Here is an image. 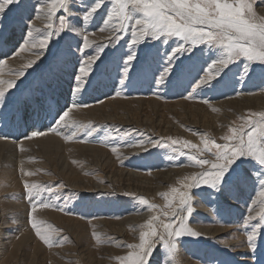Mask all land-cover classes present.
I'll return each mask as SVG.
<instances>
[{
  "label": "rangeland",
  "instance_id": "rangeland-1",
  "mask_svg": "<svg viewBox=\"0 0 264 264\" xmlns=\"http://www.w3.org/2000/svg\"><path fill=\"white\" fill-rule=\"evenodd\" d=\"M255 10L260 16H264V3H257ZM100 16H104V13L101 12ZM38 20L44 22L38 29L40 32L33 28V38L44 34L46 21L34 16L30 22L25 20L21 23L15 5L6 9L3 30L0 32V59L4 60L0 66V80L5 82V88L8 87L7 81L17 80L19 90H9L15 93V96L9 99L17 104L29 101L30 96L39 98L43 95L54 105L58 99L56 95L66 93L67 100L61 107L66 104L71 107L73 103L80 102L81 97H72L73 68L70 54H66L64 63L50 65L49 57L38 67L26 70L19 66L15 68V61L24 56L23 50L20 49H27L26 41L31 38L25 25H34ZM56 24L59 26L58 21ZM99 24H102V20L97 17L96 25L90 27L85 23L75 33L81 47L83 37H88L91 47L84 50L85 58L95 54V45L106 44L113 37L110 26L100 31ZM121 36V46L106 48L104 63L100 64V68L104 70L101 78L107 86H101L97 90H100V94L94 91L96 97L89 98L93 93L90 92L87 98L83 99L87 106L72 107L81 111L80 116H68L69 124L76 121L82 127L95 125L97 132L93 137L69 140L61 137L65 144L72 146L71 150L57 145H54V150L41 149L35 145L25 146V151L21 152L20 147L16 145L27 140L21 135L25 129L11 124L0 125V132L10 137L6 140L0 139L9 142L0 151V264H120L117 258L126 255L129 249L119 245L138 243L140 231L146 230L143 226L153 215L160 217L156 225L158 231H162V223L165 220L162 213L169 210L166 205L172 200V188L180 189L182 184L187 182L186 177L201 171L187 156H179L178 152L175 159H167L172 155L171 148L144 145L152 152V155H148L139 144L128 146V140L139 141L151 137L164 139L169 144L171 140H176L178 143L175 147L182 148L186 153L196 154V149H190L183 142L188 141L203 147L202 139L212 137L216 142L223 143L220 138L227 133L228 128L239 127L243 123L239 117L264 112V75H261L259 68L250 77H246L243 65H232L225 70L226 85L221 84L211 92L202 93L197 90L194 98L187 99L184 97L188 93L182 86L175 83L161 86L150 83L153 80L152 72L159 74L163 64H153L149 69L140 58L135 62L131 78L126 80V84H119V70L113 61L119 56L122 62L123 57L129 54L126 41L130 39L127 33H122ZM52 40L54 42L56 37ZM60 43L65 53L71 44L72 52L81 56V53L76 51L75 41L65 38ZM136 51L137 49L133 48V52ZM164 51V46H161L162 57ZM25 59L28 62L25 61L24 64L31 61L29 58ZM179 59L181 57H177V60ZM207 67L205 65L201 68L197 65L195 69H191L192 75H197V72L199 75L189 91L207 74L214 78L215 68L209 72ZM189 68L190 66L186 65L185 71ZM19 70H24L26 75V78H20L23 79L22 84L14 74ZM113 84L116 86L113 87ZM69 101H72L71 105ZM38 127L40 131H47V120L43 126ZM32 130L34 129H28L29 132ZM119 130L131 133L130 138H126L124 131ZM81 134L82 129L78 132V135ZM109 134L110 139L105 143L104 137ZM47 135L55 134L49 132ZM111 137L120 139L113 140ZM13 144H16L15 149ZM112 146L117 148L115 153ZM201 158L212 159L207 153ZM21 169L34 174L24 176ZM25 180L64 185L63 189L58 190L71 197L67 201V211L38 207L32 213V219L42 227H47L54 240L66 238L62 243L49 247L35 235V230L29 223L30 205L24 197ZM98 184L105 190L89 188L100 187ZM112 192L116 193L115 197L96 195ZM73 193L82 195L85 199L78 200ZM124 193L129 195L124 196ZM161 194H167V198ZM134 197H144L149 204L157 207L149 209L139 206ZM252 199H255L256 203L251 214L257 217L252 223L260 222L264 225V221H259V214L264 212V204L260 201L264 197L259 195L257 188L246 194L248 203H251ZM55 202L60 204L61 208L65 206L62 200ZM233 205L227 211L217 214L215 204L197 201L194 205L196 214L189 226L200 233V236L198 239L182 238L183 243L178 247L174 264H264V237H257L259 247L255 257L247 245V231H251V228L245 230L242 226V218L249 214L245 200L234 201ZM138 208L141 210L137 211ZM99 216L106 218L105 223L95 222V218ZM119 228L123 230L122 234L118 233ZM93 232L100 235V243L93 239ZM160 261L161 257L156 256L153 264Z\"/></svg>",
  "mask_w": 264,
  "mask_h": 264
},
{
  "label": "snow or ice",
  "instance_id": "snow-or-ice-1",
  "mask_svg": "<svg viewBox=\"0 0 264 264\" xmlns=\"http://www.w3.org/2000/svg\"><path fill=\"white\" fill-rule=\"evenodd\" d=\"M257 3H264V0H34V2L2 0L0 32L3 30L5 11L12 5L16 6L21 23L25 20L30 22L34 16L46 21L44 34L26 41L25 46L38 51L33 53L36 60L23 65V69L38 67L49 57L50 65L64 63L66 54H70L73 68L71 92L72 95L81 97L80 102L74 103L71 107L87 106L83 98L101 86H107L101 78L104 70L100 68V64L104 63L106 48L121 46L122 33L130 35V39L126 41L129 54L123 57L122 62L119 56L113 61L119 70V84H126V80L131 78L135 62L142 58L149 69L153 64L157 66L163 64L159 74L152 72L153 80L150 83L154 82L157 86L175 83L188 93L184 98L192 99L197 90L202 93L211 92L221 84L226 85L225 70L232 65H243L246 77L255 73L257 68L261 75H264V16L256 12ZM101 12L104 13L102 17ZM97 17L102 20L98 29L104 31L106 26H110L113 37L106 44L95 45V54L85 58L84 50L91 47L88 37L87 35L83 37L81 47L75 33L85 23L90 27L96 25ZM25 27L28 36L32 37V25L29 23ZM53 37H56L54 42ZM65 38L75 41L76 51L80 52L81 56L72 52L71 44L67 53L62 50L60 42ZM161 46L165 48L163 57L160 55ZM133 48L137 51L133 52ZM20 50L22 51L23 47ZM177 57L181 59L177 60ZM3 63L4 60L0 59V66ZM186 65L190 66L187 71ZM197 65L201 68L207 65L209 72L214 67L215 78L206 75L189 91L199 75V72L195 76L191 72ZM24 70L14 73L20 84L23 83V79L20 78H26ZM4 83L0 80V125L23 127L25 130L21 135L24 139L31 140L45 136L49 132L62 136L65 140L83 139L91 138L97 132V127L93 124L83 127L76 121L69 124L67 118L71 107L67 104L63 107L57 104L54 107L43 95L39 98L30 96L31 102L15 103L9 99L14 97L15 93L9 90L12 88L19 90L17 80L7 81V88L3 87ZM64 108L68 110H63ZM239 119L243 123L239 127H229L227 133L220 138L223 143L216 142L212 137L202 139L203 147L184 141L183 144L190 149H196V154L186 153L182 148L175 147L178 143L176 140H171L170 144L164 139L151 137L139 141L128 140V146H132L133 143L139 144L148 155H152V152L144 145L171 148L172 155L167 159H175L178 152L179 156H187L188 160L201 168V171L186 177L187 182L183 183L180 189L172 188V200L166 205L169 210L162 213L165 218L162 231H158L156 225L160 217L153 215L143 226L146 230L140 231L138 243L119 245L129 249L126 255L117 258L120 264H153L156 256L161 257L158 264H174L178 247L183 243L182 238L198 239L200 236V233L189 226L196 214L194 205L197 201L215 204L219 214L233 207L234 201L245 200L249 214L242 218V226L245 230L251 228V231H247V245L255 257L259 247L257 237H264V225L260 222L252 223L257 220V217L251 214L256 200L252 199L251 203H248L246 194L257 188L259 195L264 197V112L250 113ZM45 120L47 131H40L38 125L43 126ZM29 128L34 130L29 132ZM81 129L82 134L78 135ZM119 131H124V136L130 138L131 133ZM9 138L7 134L0 132V139ZM109 139L110 134L104 137V142L107 143ZM19 150L25 151L22 146ZM112 151L115 153L117 148L112 146ZM205 153L212 159L201 158ZM205 165L208 167H204ZM21 171L24 176L34 174L24 172L23 169ZM63 187L62 183L53 185L23 181L24 197L31 209L28 212L29 223L38 239L49 247L62 243L66 238L54 240L47 227H42L32 219V213L38 207L67 211V201L71 197L63 195L58 190ZM73 195H76L78 200L85 199L82 195L76 193ZM96 195L115 197L116 193ZM161 195L167 198V194ZM134 199L139 206L149 209L157 207L149 204L144 197ZM61 200L64 201L63 208L55 202ZM260 203L264 204V199H261ZM139 210L141 209L138 208L137 211ZM259 221H264V212L259 214ZM92 237L96 243L101 242V237L97 233L93 232Z\"/></svg>",
  "mask_w": 264,
  "mask_h": 264
},
{
  "label": "bare ground",
  "instance_id": "bare-ground-1",
  "mask_svg": "<svg viewBox=\"0 0 264 264\" xmlns=\"http://www.w3.org/2000/svg\"><path fill=\"white\" fill-rule=\"evenodd\" d=\"M4 21V20H3ZM44 21H41V20H38L34 25L32 24V27L34 28V29H39V28H41L42 26V23H43ZM88 31V30H87ZM27 32V31H26ZM34 32V31H33ZM40 32V31H39ZM30 39H33V37H31ZM29 47V46H28ZM27 47V49H23V55L24 56H22L21 58H18L16 61H15V68H18L17 66H19V67H22L23 68V65H25L24 64V62L26 61V62H28V60L27 59H25V58H29V59H31V61L32 60H35V58H36V56L33 54L36 50H38V49H31V48H28ZM27 56H29V57H27ZM20 61H22V62H20ZM14 67V66H13ZM212 74H213V72H212ZM208 75V74H207ZM209 76H211V75H209ZM215 78V77H214ZM244 79V78H243ZM15 80V79H14ZM96 93H98V94H100L101 92H100V90L97 92L96 91ZM77 96H79V95H77ZM93 96H97V94L95 95V93L93 92V93H91V95L90 96H88L89 98L91 97H93ZM72 97H73V99H74V96L72 95ZM80 97V96H79ZM56 98H58L57 100H56V102L57 103H54V107L58 104V105H60V106H62V104H64L65 102H66V100H67V94L65 93H62V94H57L56 95ZM85 98H87V96H85L83 99H85ZM72 99V100H73ZM245 99V98H244ZM262 99H264V98H262ZM76 100H78V99H76ZM107 102V101H106ZM130 102V101H129ZM72 104V101H69V104ZM86 103V102H85ZM254 103V102H253ZM70 104V105H71ZM74 104V103H73ZM102 104H103V102H102ZM255 104V103H254ZM229 106V105H228ZM92 107V106H91ZM103 107V106H102ZM106 107V106H105ZM109 107V106H108ZM72 108V107H71ZM94 109V108H93ZM86 111V110H85ZM93 111V110H92ZM242 111V110H241ZM98 112V111H97ZM62 113V112H61ZM80 113H81V111H79V110H75L74 108H72L71 109V111L69 112V117L70 116H72L73 118L74 117H78V116H80ZM82 113H83V111H82ZM96 113V112H95ZM95 113H94V115H95ZM100 113V112H99ZM239 114V113H238ZM92 115V114H91ZM100 115V114H99ZM96 116V115H95ZM94 117V116H93ZM92 117V118H93ZM99 117V116H98ZM67 120H68V118H67ZM97 121V120H96ZM123 121V120H122ZM101 123V122H100ZM121 124V123H120ZM224 124V123H223ZM49 134V133H48ZM151 134V133H150ZM61 137L62 136H59V135H45V136H41V137H37V138H33V139H35L36 141L35 142H32V140L31 141H29L28 139L25 141V142H23L22 141V143H20L19 145H16V144H13V148H14V145H16V146H19V147H25V146H28V147H34L35 145H37L38 147H40L41 149H49V148H53V150H54V145H57V146H61V147H63V148H65V149H67V150H71V148H72V146L71 145H68V144H65L63 141V139H61ZM9 144V142H5V141H0V151L6 146V145H8ZM18 144V143H17ZM62 144V145H61ZM15 146V147H16ZM86 148V147H85ZM15 149V148H14ZM20 161V160H19ZM106 178V177H105ZM71 181V180H70ZM87 181V180H86ZM84 184V183H83ZM82 184V185H83ZM95 185V184H94ZM99 185V184H98ZM100 186V185H99ZM86 187H87V185H86ZM93 187V186H92ZM90 189H100L101 191H102V189H104L103 187H98V186H96L95 188H91V187H89ZM105 190V189H104ZM157 191H158V189H157ZM88 192V191H87ZM92 192V191H91ZM160 192V191H159ZM22 209V208H21ZM50 217V216H49ZM140 217V216H139ZM96 220H95V222L96 223H101V222H103V223H105V220H106V218H104V217H102V216H99V218H95ZM59 220V219H58ZM128 220H131V219H128ZM142 222V221H141ZM127 224V223H126ZM24 227V226H23ZM26 228V227H25ZM22 230V229H21ZM118 233H120V234H122L123 233V230L121 229V228H119V230H118ZM89 263V262H88ZM92 264V263H91Z\"/></svg>",
  "mask_w": 264,
  "mask_h": 264
}]
</instances>
